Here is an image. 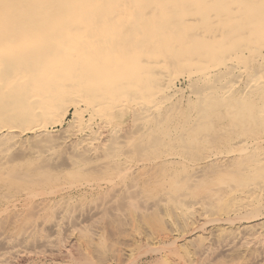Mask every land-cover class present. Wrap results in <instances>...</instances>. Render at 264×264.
I'll return each mask as SVG.
<instances>
[{"label": "bare ground", "instance_id": "obj_1", "mask_svg": "<svg viewBox=\"0 0 264 264\" xmlns=\"http://www.w3.org/2000/svg\"><path fill=\"white\" fill-rule=\"evenodd\" d=\"M4 5L7 4L1 1V140L3 138H8L14 142L17 140L15 138L22 134H27L36 138V136H39V133L41 135L43 134L41 132L44 131L50 138L47 139V136H45L44 139L43 134L41 140L44 139L45 143L42 142V144L37 140L40 137H37L34 144H37V141L41 144L38 149L33 147L34 145L31 146L29 142V147L31 146L37 149L32 153H36L38 156L45 155V158H47L46 156L57 155L55 153L56 148L68 144V146L70 145L69 150L67 149L68 164L72 167L77 170L80 168L83 169L90 165L92 159L101 160L107 158V162L104 160V164L110 166L111 169L114 170L118 168L123 178V172L130 175V173H128L130 171H127L129 170L126 168L127 166L124 168L121 167V162L124 163V161H127L128 163V160L122 161V158H124L122 156L128 154V149H131V146H133V143L130 145V135H128L133 132V130L129 132L130 128L127 127L126 130L122 129L120 124L113 121L112 118L116 110H121L125 105V103H120L117 97L121 95H117L119 94V90L125 87L128 91H132L135 93V96H137L134 99L136 113L134 116L130 117H134V120H132V122H135L133 123L135 124L134 129L141 133L143 138L145 135L150 137L153 135L155 136V134H164V138L161 139V142L165 141L170 143L168 139L172 138L171 135L174 136V134L177 133L175 136L179 139L181 138L182 131H187L185 122L189 119H192L195 123L194 125L198 128L205 129L211 127V131H214L215 134H228L227 138L224 140V146L227 148L223 147L225 148L224 150L211 152V155L208 154L201 163H203V166L210 165L211 167L212 164L219 166L221 164L220 161L224 162V164L227 162L229 166L225 165V167H230L227 168L228 172L230 171V173L236 174V178L233 181H226L228 182L226 187L224 185L225 183L219 187L225 191H223V197H225V201L223 202H225V204H229L230 202L231 210H229V212L231 215L228 214L226 215L228 217H219L218 219L212 217L211 220L204 221L208 223L209 221L216 222L217 224L215 225L217 226H215V228L213 226V228L220 233V221H234L237 220V217L238 219L249 220L251 215L248 214L256 210L260 211L258 212L260 214H253L250 219L264 214L261 213L264 209V0H17V2L7 5L5 8L3 7ZM117 29L121 30L119 33L120 35L117 33V37H111L110 35L113 33L112 30ZM124 32H128L129 35H125ZM93 33L97 35L94 40L90 37ZM135 34L141 35L143 38L136 40V38H133ZM118 43L119 45L125 44L120 47ZM102 44L103 50L109 51V55H104V59L99 63L101 68H98V66L96 68L95 66H89V62H85L88 63L86 65H88L89 68L88 66L86 68L83 67L85 66L83 64L84 61L87 60L85 57L89 54L93 56H95L94 54H98ZM139 48L141 50L146 48L147 60L141 58L137 60V65H140L141 61L144 62L139 68V80L133 81L131 75L128 78L126 73L132 69V66L135 67L132 57L136 55V51ZM125 50H127V54ZM23 51L28 53L23 61L26 63L25 66L20 65V67L12 69L9 73H3L4 69L10 64L9 61L12 52L15 54V52L22 53ZM14 54L13 57L15 56ZM124 68L126 69L124 70ZM105 74L110 75L112 81H114L109 86L110 90L103 93H101L102 91L94 92L93 85H96L99 76ZM125 75H127V77H125ZM179 78L185 80L186 84L184 87L178 86L177 81ZM123 80L126 82L122 83V85L121 82H123ZM141 80L142 83L140 82ZM185 96H187V98ZM132 110H134V107ZM69 112L71 116L67 120V114ZM174 116H177L176 125H174ZM56 126L63 128V130L61 129L62 131L59 133H52L51 128H56ZM67 128H69V132ZM72 129L74 130L72 131L73 133L70 132ZM127 130L128 133L126 135L125 131L127 132ZM211 131H201L199 133L201 134L199 139H202V141L206 140L207 142L215 140L214 138L216 135L213 137L211 136L212 138L209 137ZM103 133L109 137L105 140L107 144L104 149H102L104 152L98 154L96 153L95 143L100 139ZM73 134L76 135L75 140H72L75 138H72ZM34 137L32 138L35 140ZM138 137H140V135ZM1 140L0 143H2ZM174 140L176 139L174 138ZM103 141L104 140L101 142ZM61 142L63 145L60 144ZM10 146L14 147L12 145ZM5 148L3 150H5ZM164 148L166 149L165 146ZM168 149L171 148L169 147L166 150L168 151ZM125 150H127L128 153H125L127 152ZM10 151L8 154H10ZM161 151H163V148L159 150V153H161ZM130 152L133 153L134 151ZM169 154L165 153L164 155H168L167 157L170 160L173 154ZM5 156L6 155L3 157ZM177 157L178 155H176V158ZM5 158L1 159L5 160ZM176 158L175 160H170V163L172 161L175 162ZM147 159L148 157L145 161ZM65 160L63 159V161ZM5 163H7L6 160ZM100 163H103V161ZM195 163L197 164V162ZM125 164L126 162L123 165ZM132 165H130V167ZM92 166L93 165H91L89 169H91ZM196 166L198 167V165ZM12 168H10L11 171ZM204 169L206 168H203V172H205ZM12 174H14V172ZM8 176H10V174H8ZM119 177L121 178L120 175ZM162 178L163 177H161V180ZM228 179L229 178L226 180ZM119 180L121 182L122 179ZM124 183L126 182L124 181ZM129 184L128 186H131V189H136L134 187L132 188L133 183ZM79 185L81 184L79 183ZM126 186L125 188H127ZM116 189H118V187L115 188V190ZM215 189L217 188L215 187ZM117 191L118 190H116V192ZM129 194L133 195L131 192ZM159 196H161V194ZM226 200H229V202H226ZM194 201L193 204L198 203V201ZM183 204L184 202L180 206L170 207L172 210L170 211L171 214L177 215V217H179V215L183 217L186 215L187 219L188 216L193 218L194 214L195 219L203 216L201 213L202 210L200 212L196 210L197 208L192 209L193 204H191V202L186 203L188 206L186 208L187 210L184 209L185 207H183ZM110 205H112V203ZM78 206L79 205H77V207ZM121 209L123 208L121 207ZM227 211L228 210H226V212ZM57 217L58 216H56V218ZM23 222L25 221L23 220ZM83 223L81 224L83 225ZM202 223L205 224V222ZM259 223L262 224L259 228L263 230L258 229L257 231H259V233L256 232L260 235H252L251 237L249 234L248 237L250 236V238H245L244 241L247 240V242L250 243L260 242L262 233L264 232V221L260 220ZM76 225L79 226V223ZM76 225H74V227L73 225H69L68 227L71 226V228L66 229V238L63 239L60 237L62 240L58 241H55L56 239L51 240V238H54L53 235L55 234L54 232L52 234V231L54 229L57 230L56 227L54 228L53 226L54 229H48L51 231L48 233V236H46L47 239L44 240V244L49 242L47 243L48 245L46 244L49 248L43 249L44 247H42V250V244L38 247L40 249L37 250L31 247L32 249L30 250L37 253V256L34 257L26 256L27 253L25 252V254H23L24 251L22 253L17 252L15 253L17 258L14 257V264H24L25 262H28L27 264H38L46 260L48 262L45 264H93L92 261H89V258H86L88 256L86 246L90 248V243L92 245L103 244V233H100L101 230L98 232L97 230L93 231V229H91L90 232L92 233V237L88 240L86 239V242H84L86 243L85 245L81 242L82 239L80 240L77 235H74L77 234L76 232L73 234L74 230L77 228ZM133 225H135V223ZM243 227L244 226L241 228ZM136 230L139 231V229ZM171 232L173 231H170V233ZM16 233H20L24 239L29 237V233L27 232L21 233L18 231ZM147 233L144 235H135L132 242L128 239L124 243L126 239H121L123 246H121L122 248H120V251L122 252L121 254L125 255L126 260L119 264H139V255H146L147 253L156 254V252L158 253L157 259H154L151 264H170L167 261L170 259L168 254L172 252L178 239L172 238L171 236V239H163L160 237L163 234H159V236L155 235L153 232L154 236H149L146 235ZM55 236L57 237V235ZM180 236L182 237V235ZM244 237L245 233L243 235L240 234L239 231L237 238L242 240ZM149 240L157 243L155 245L159 244V247H148V245L146 248L140 249L138 253L141 254H138L135 247H137L139 243H145ZM18 244L20 243L18 242ZM35 244L38 246L37 242ZM18 247L20 248L21 245H18ZM6 248L4 249L6 250ZM12 253L14 254V251ZM1 254L0 256H3ZM4 255L6 256L7 254ZM11 256L13 257V255ZM176 260L177 257L176 259H171V264H180L176 262ZM204 261L202 260V263H204ZM101 263L104 262L102 261ZM253 264H255V262ZM256 264L260 263L258 262Z\"/></svg>", "mask_w": 264, "mask_h": 264}, {"label": "rangeland", "instance_id": "obj_2", "mask_svg": "<svg viewBox=\"0 0 264 264\" xmlns=\"http://www.w3.org/2000/svg\"><path fill=\"white\" fill-rule=\"evenodd\" d=\"M1 1H4L7 5H11V4H14L15 2H17V0H0V2ZM7 5H4L3 7L5 8V7H7ZM119 30L120 29L112 30L113 33L110 36L111 37L112 36L117 37V33H118V35H120L119 33L121 32V30L120 31ZM94 33H93V35L89 34L92 40H94V38L97 36ZM124 34L129 35L128 32H124ZM135 35H133V38L134 39L136 38V40H140L143 38L141 35H136V36ZM124 44L119 45V43H118V46L122 47V46H124ZM99 45H100V43H99ZM140 50H141L140 48L137 49L136 55L132 57L133 58L132 60L134 62V66H135V67L132 66L133 71H132V69H130V71H128L127 73L125 72L128 75V78L131 75V78L133 81L139 80V75H140L139 74V71H140L139 68H140V65H142V63L144 62V61H141L140 65H137V60L138 59L140 60V58L147 60L146 48H143V50H141V51ZM108 52L109 51H107V50H103V44H102L100 46L98 54H94L95 56L89 54L88 56L85 57V59H87V60L84 59L85 61L83 64L85 66H83V67L86 68L88 66L86 64H88V63H85V62H89V66H95V68L98 66V68H101V65L99 63H101L102 59H104V55L105 56H107V54L109 55ZM110 53L112 54L111 51H110ZM125 53L127 54V50H125ZM13 54L14 53L12 52V56H11V59L9 61L10 64L3 71V73H5V74L9 73L14 68L20 67V65L25 66V64H26L23 61L25 59L24 57L28 54L27 52L26 53L24 51L22 53L15 52L14 57H13ZM89 66H88V68H89ZM136 66H138V67H136ZM126 68H127V66H126ZM126 68H124V70ZM133 72L136 74H134ZM127 75H125V77H127ZM113 82L114 81H112L111 76L108 74L99 76L97 79L96 85L95 84L93 85L94 92L102 91L101 93H103L107 90H110L109 86ZM124 82H126V81L123 80V82H121V84ZM140 82L142 83V80ZM177 84L180 87H184L186 82L183 78H179V80L177 81ZM117 95H120V96H117L118 101L120 103H125V105L123 106V108L121 110H116V112L114 113V117L112 119H113V121L118 122L122 129L126 130L127 128H130L129 132H131V130H133V132H131L133 135L131 133H129L128 135H130V138H129L130 142H131L130 145L133 143L134 147L131 146V149H128L130 154L128 153L127 150H125V151H127L125 153H128L130 156L128 154H124V156H122V157H124V158H122V161L128 160V163H127V161H124V163L126 162V164L123 165L124 163L121 162V167L124 168L127 166L126 168H128L129 170H127L126 168L125 169L127 171H130V172H128V173H130V175L129 174L127 175L126 172L125 173L123 172L122 173L124 176L123 178H122V175L119 173L118 168H116L114 170V169H111L110 166H106V164H104V160L107 162V158H103L101 160L100 159H92L90 161L89 166H86L83 169L80 168L77 170L76 168H74L68 164L69 161L67 158V154H68V150H69L70 145L68 146V144H67L66 146L65 145L62 146L63 145L62 142L60 144H62L61 146L64 148H62V147H60L61 149L56 148L55 153L57 155L49 156V157L46 156L47 158H45V155L38 156L36 153H32L34 150H37L38 147L40 148V146H41L40 143H42V142L45 143V140H44L45 136H47V139L50 138L47 135V133L44 131L41 132L44 134V137H43V134L40 135V133H39L38 134L39 136H36V138L34 136H30L27 134L18 135L17 137H19V138L16 137L15 139H17V140L14 142L12 140H9L8 138L7 139L3 138L2 140L0 139L2 141V143L5 144V145H3L2 143H0V150L2 148V150H1L2 152L0 151V156H1L0 157V165H1L0 166V254L2 253L1 255H3V256H0V259H1L0 264H1V261H2V264H14L15 258H17L15 256V253H17V252L22 253L24 251L23 254H25V252H26L27 253L26 256H28V257L29 256H32V257L37 256V253L32 252L30 249H32V248H34L36 250L40 249L38 247L41 244H42L41 249H42V247H44L43 249L49 248L48 246H46V244L49 242H46V244H44V240L47 239L46 236H48V233H50V231H51L48 229H54L56 227L57 230L54 229L52 231V234H53V232L55 234L53 235L54 238H51V240L56 239L55 241H58V240H62L61 238L65 239L66 238L65 234L67 235L66 229L71 228L72 225L74 227V225H76L77 223H79V226H82V227H79L78 225H76L77 228L74 230L73 234L76 232L77 234H74V235H77L80 240L82 239L81 240L82 243L86 242V239L88 240L92 237V233L90 232L91 229H93V231L97 230L98 232L101 230L100 233L101 234L103 233L102 234L103 241H104L103 244L92 245L90 243L89 244L90 248L88 246H86L87 247L86 250L89 252L88 253L86 251L88 256H89L88 257L86 254V256H87L86 258L87 259L89 258V261H92L93 264L94 263L95 264L96 263L97 264H99V263L100 264H114V263L119 264V263L125 261L126 260L125 255L121 254L122 252L120 251V248H122L121 246H123L121 239H123V238L126 239L124 241V243L128 239H130V241L132 242V240H134L133 237L135 235H137V234H140V235L143 234L144 235L148 231L149 232L146 235H149V236L150 235L154 236V233H155V235H159V234L162 235L163 234L164 236L159 235L163 239H169V238L171 239V237L178 239V241H177L178 245L175 244L176 246L173 247L172 252L169 253L170 255L168 254V257L170 259L167 261L170 264L172 263V262H170V260L176 259V257H177L176 262H179L180 264L181 263L182 264H195V263L199 264V261H200V264H208V263L209 264H223V263L224 264H234V263L235 264H253L254 262H255V264L258 262L260 264H264V246H263L264 245V232L262 233V236H261L263 241H262V239L260 240V242H257V243H252V242L250 243V242H247V240L244 241L245 238L248 239V238H250V236L252 237V235L253 236L254 235L255 236L260 235V234H258L259 233V231H257L258 229L263 230V229L259 228L260 226H262V224H260L259 221L260 220L264 221V217H263L264 214H261L262 216L258 215L259 217L257 216L256 218L253 217L254 219H250V217H252L253 214H260V213H258L260 211L256 210V211H252L251 214H248V215H251L249 217V220L238 219V217H237L236 218L237 220H234V221L233 220L226 221V222L220 221L219 222L220 229H221L220 233L215 231V229H214L215 226H217V225H215V224H217L216 222H214V221L210 222L209 221V223H208V222L204 221V220H211L212 217L218 219L219 217H228V216H226L228 214L231 215V213L229 212V210H231L230 202H229V200H226V202L228 201L229 204H227V203L225 204V202H223V201H225V197H223L224 196L223 193L225 191L219 187H221L224 183H225L224 185L226 187L228 185V182H226V181H233L236 178V176H235L236 174L235 173L232 174V173H230V171L228 172L227 168H230V167H225V165L229 166L228 165L229 163H227V162L224 164V162L220 161L221 164L219 166L212 164L211 167H210V165L209 166L208 165L203 166V163H201V161L203 162L205 160L204 158L208 154H210L211 152L216 151V150L221 151V150H224L225 148H227L226 146H224L225 145L224 140L227 138L228 134H226V135L215 134L214 131L213 132L211 131L212 130L211 127L205 128V129L198 128V127H196V125H194L195 123L192 121V119H189L187 122H185L187 131L186 130L184 132L182 131L181 138H179V139L176 138V136H175V134H177V133H175L174 136L171 135L172 138L168 139L170 141V143L162 141L164 143L163 144L161 142V139L164 138V134H158V135L155 134V136L153 135L150 137L149 136L147 137L145 135L143 138V135L141 133L137 132V130L135 131V129H134L135 124H133V123H135V122L134 121L132 122V120H134V117H130V116H134L136 113V110H135L136 106H135L134 99L137 96H135V93H133L132 91H128L127 88H125V87L123 89H120L119 94H117ZM185 97L187 98V96H185ZM100 98H101V96H100ZM132 105H134V106H132ZM133 107H134V110H132ZM70 116H71V113L69 112L67 114V120H68V118H70ZM174 117H175V118H173L174 125H176V117L177 116H174ZM173 120H172V122H173ZM132 126H133V128H132ZM189 127H191V128H189ZM64 128H66V127H64ZM51 129H52L51 130L52 133H54V132L59 133L60 131L63 130V128H60L59 126H56V128L53 127ZM67 130L69 132V128H67ZM204 130L205 131H211V134L209 133V137H211V136L213 137L214 135H216L214 138L215 140L207 142L206 140L202 141V139H199V136L201 135L199 133L201 131H204ZM72 131H74V130L73 129L70 130L71 133H73ZM52 133H50V134H52ZM125 133L127 135L128 130H127V132L125 131ZM229 134H230V132H229ZM54 135H56V134H54ZM54 135H52V136H54ZM103 135H104V137H103ZM139 135H140V137H138ZM161 135H162V137H161ZM32 137H34L35 140ZM37 137L38 138L40 137V138L37 139ZM42 137L44 139L41 140ZM73 137H75V138H73ZM107 137H109V136L106 135L105 133H103L101 135L100 139L98 140L99 142L97 141L95 143L96 153L99 154L100 152H104V150H102V149H104L105 145L107 144V142L105 141V140H107ZM72 138H73L72 140H75L76 135L73 134ZM102 138H104V139H102ZM139 138H140V140H139ZM151 138H153V139H151ZM174 138L176 140H174ZM36 139L39 140L40 143H38V141H37V144L36 143L34 144ZM134 139H135V141H134ZM102 140H104L103 141L104 143L101 142ZM144 140H146V141H144ZM9 141H10V143H9ZM174 141H177V142H174ZM29 142H30L31 146L34 145L33 147H35L37 149H34L31 146L29 147V145H28ZM99 143H101V144L103 143V144L101 145ZM148 143H150V144H148ZM153 143H155V144H153ZM10 145H12L14 147H11ZM27 145H28V147H27ZM96 145H98V146H96ZM5 146L7 148V151H6ZM140 146L143 148H141ZM164 146L166 147V149L169 147L171 149H168V151H167L164 148ZM213 146H216V147H213ZM98 147L99 148L101 147V148L99 149ZM223 147H225V148H223ZM4 148H5V150H3ZM162 148H163V151H161V153H163V154L159 153V150H162ZM146 150L149 151L150 153L147 152ZM3 151H5V152H3ZM9 151H10V154H8ZM130 151H134V152L132 153ZM58 152H59V154H58ZM4 153H6V154H4ZM139 153H140V155H139ZM158 153H159V155H158ZM165 153L166 154L171 153V154L175 155V156L172 155V158L170 160H172V159L175 160L176 155H178V157L176 158L175 162L172 161L173 163L172 162L170 163V160L167 157L168 155L165 156L164 155ZM145 154L148 157V159L146 161H145V159L147 157L145 156ZM4 155H6L5 157L7 159L11 158V156L13 159L11 158V159H8V161H7V159L5 157H3ZM61 155H62V157H61ZM125 155H127V156H125ZM149 155H151V156H149ZM179 155H181V156H179ZM33 156H35V157L37 156V157L35 158ZM159 156H161L163 159ZM186 156H187V158H186ZM39 157H41V158H39ZM42 157H44V158H42ZM180 157H182V158H180ZM1 158H3V159L5 158L7 163H5V160H2ZM55 158H57V159H55ZM63 159L64 160L66 159V160L63 161ZM166 159H168V160H166ZM102 161H103V163H100ZM139 161H140V163H139ZM195 162H197V164ZM150 163H152V164H150ZM98 164L100 167L98 166ZM14 165H15V167H14ZM91 165H93L92 166L93 168L91 167V169H89ZM96 165H97V167H96ZM101 165H102V169H101ZM130 165H132V166L130 167ZM196 165H198V167ZM45 166H47V167H45ZM12 167H14V168H12ZM10 168H12V171L10 170ZM157 168L160 170H158ZM203 168H206V169H204L205 172H203ZM7 170L9 171V173ZM13 172L15 175L12 174ZM191 172H193V173H191ZM159 173H161V174H159ZM200 173H202V174H200ZM8 174H10V176H8ZM3 175H4V178H3ZM42 175H44V176H42ZM119 175L121 176V178L119 177ZM183 175H185V176H183ZM100 177H103V178H100ZM117 177H119V178H117ZM161 177H163L162 180H161ZM192 177H194V178H192ZM196 177H197V179H196ZM221 178H224V179H221ZM227 178H229V179L226 180ZM111 179H113V180H111ZM114 179H115V181H114ZM119 179H122L121 182ZM131 180L133 183L132 188L134 187L136 189H131V186L130 187L128 186L129 183L132 184ZM190 180L193 182H191ZM113 181H114V184L112 185ZM124 181L127 184L124 183ZM127 181H129V182H127ZM79 183L81 185H79ZM110 183H111V187H110ZM158 183H160V184H158ZM172 183H174V184H172ZM185 185H186V187H185ZM115 186L118 187V189H116V190H118L117 192L115 190V188H117V187H115ZM125 186L127 188H125ZM142 187H144V188H142ZM147 187H149V188H147ZM215 187L217 189H215ZM123 189H124V192H123ZM149 191H152V192H149ZM130 192L133 193V195L129 194ZM109 193H111V194H109ZM160 194H161V196H159ZM220 195H222V196H220ZM159 197H161V198H159ZM199 197H201V198H199ZM202 197H204V198H202ZM174 198L176 199V202H175ZM119 199H121V200H119ZM147 199H148V201H147ZM157 199H159V200H157ZM189 200H190L191 204H193L194 200H195L194 202L198 201V203L193 204L192 209L197 208L196 210L200 211V212L202 210L201 213L203 216H201V218L198 217L197 219H195V214H194L193 218H191V216H188V219H187L186 215L184 217L182 215L181 216L179 215V217H177V215L171 214L170 211H172V210L170 209V207H176L178 205L180 206L184 202L185 205L183 204V207H185L184 209H186L188 207L186 205V203H190ZM185 201H187V202H185ZM55 202H57V203H55ZM86 203H88V204H86ZM111 203H112V205H110ZM116 203H118V204H116ZM145 204L147 207L145 206ZM155 204H157L158 206ZM224 204H225V206H224ZM77 205H79V206L77 207ZM144 206L147 208V210ZM201 206L203 209L201 208ZM227 206H228V208H227ZM121 207L123 209H121ZM199 208H200V210H199ZM103 209H104V211H103ZM119 209H121V210H119ZM203 210H205V211H203ZM226 210H228V211L226 212ZM58 211L59 212L61 211L60 214ZM98 212L101 214H99ZM261 213H264V209H263V212H261ZM65 214H66V216H65ZM132 214H133V217H132ZM26 215H27V217H26ZM56 216H58V217L56 218ZM53 219H55V220H53ZM23 220L25 222H23ZM83 221H84V223H83ZM255 221L257 222V224ZM29 222H30V224H29ZM202 222H205V224ZM58 223H60V224H58ZM81 223H83V225ZM134 223H135V225H133ZM250 223H251V226H250ZM55 225H57L58 227ZM69 225H71V226L68 227ZM95 225H97V226H95ZM22 226H23V228H22ZM53 226H54V228H53ZM60 226H61V228H60ZM213 226H214V228H213ZM242 226H244V227L241 228ZM108 227H109V229H108ZM181 227H182V229H181ZM24 229H25V231H24ZM136 229H139V231ZM35 230H36V232H35ZM18 231H20L21 233L22 232L29 233L28 234L29 237H27V239H24V237L21 236L20 233H16ZM170 231H173V232L170 233ZM234 231L237 234H235ZM239 231H240V234L244 235V233H245V237L242 239L243 241L241 239L237 238L239 235ZM182 233H184V234H182ZM249 234H250V236L248 237ZM55 235H57V237ZM180 235H182V237ZM19 239L24 240V241H21ZM225 239L227 242L225 241ZM15 241H16V243H15ZM27 241H28V243H27ZM18 242L20 244H18ZM21 242H22V244H21ZM36 242L38 243V246L35 244ZM40 242H42V243H40ZM16 244H17V246H16ZM84 244L86 245V243H84ZM155 244H157V243H154V241L152 242L151 240H149L148 242H145V243H141V244L139 243L137 245V247H135V249H136V252L138 253V252H140V249H142L144 247L146 248L148 245H149L148 247L158 248L159 244L158 245H155ZM222 244H224V245H222ZM18 245L19 246L21 245V247L19 248ZM92 246H94V247H92ZM4 248H6V250ZM8 248H9V250H8ZM2 249H3V251H2ZM90 249H92V250H90ZM109 249H110V251H109ZM19 250H21V251H19ZM13 251H14V254L12 253ZM90 251H91V253H90ZM3 253L7 254V255L5 256ZM138 254H141V253H138ZM225 254H226V256H225ZM11 255H13V257ZM157 256H158L157 252H156V254L155 253H152V254L147 253L146 255L141 254L138 256V260H139L138 262H139V264H148V263L151 264V262L154 261V259H157ZM197 257L199 260L197 259ZM114 260H116V261H114ZM202 260L203 261L205 260L204 263H202ZM100 261L101 262L103 261L104 263H101ZM5 262H7V263H5ZM47 262H48L47 260L45 262L41 261V263H38V264H45ZM27 263L28 262H25L24 264H27ZM62 264H64V263H62Z\"/></svg>", "mask_w": 264, "mask_h": 264}]
</instances>
